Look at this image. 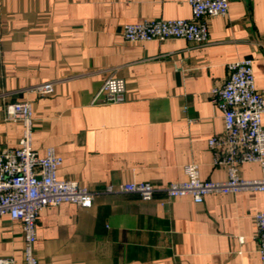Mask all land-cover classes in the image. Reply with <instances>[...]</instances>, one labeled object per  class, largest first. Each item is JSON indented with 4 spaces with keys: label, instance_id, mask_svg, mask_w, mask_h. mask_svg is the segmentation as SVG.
I'll return each instance as SVG.
<instances>
[{
    "label": "crops",
    "instance_id": "crops-1",
    "mask_svg": "<svg viewBox=\"0 0 264 264\" xmlns=\"http://www.w3.org/2000/svg\"><path fill=\"white\" fill-rule=\"evenodd\" d=\"M188 0H0V151L23 135L6 108L33 106V148L54 147L63 180L96 193L94 205L64 203L37 222L40 264H261L255 215L264 192L190 196L104 194L107 186L186 180L184 166L224 181L208 139L224 119L211 91L225 84L228 65L252 59L264 94V0H230L226 17H206L209 39L127 42L126 24L190 19ZM109 78L125 80L127 100L94 104ZM52 83L53 93L37 88ZM264 126V116H263ZM246 179L264 176L258 163ZM22 224L0 217V258L22 262Z\"/></svg>",
    "mask_w": 264,
    "mask_h": 264
},
{
    "label": "built area",
    "instance_id": "built-area-1",
    "mask_svg": "<svg viewBox=\"0 0 264 264\" xmlns=\"http://www.w3.org/2000/svg\"><path fill=\"white\" fill-rule=\"evenodd\" d=\"M192 10L190 19L144 20L126 24L123 36L127 42L145 43L182 39L204 44L209 39L206 17H226L230 0H188ZM229 75L222 86L211 91L212 102L221 110L224 119L222 134L208 139L213 166L227 173L224 181L202 180L199 166H184L186 180L157 187L149 182H127L119 187L109 185L104 194H133L144 201H151L158 193L169 198L190 196L201 204L211 194H239L264 192V176L246 179L241 167L258 163L264 172V94L255 85L252 59L228 65ZM52 83L37 88L40 95L53 93ZM125 80L107 79L94 97V104H115L127 100ZM33 106L30 102H18L7 106L8 120L23 126V135L15 148L0 151V217L9 216L22 224L24 249L22 262L14 258H0V264H40L35 254L37 222L41 212L64 203L82 208L94 205L96 193L72 180H63L58 170L64 159L54 147L40 156L33 148ZM259 256L264 264V211L255 215Z\"/></svg>",
    "mask_w": 264,
    "mask_h": 264
}]
</instances>
